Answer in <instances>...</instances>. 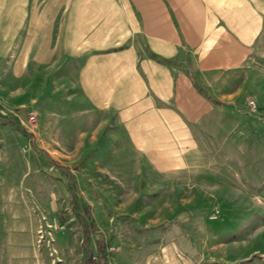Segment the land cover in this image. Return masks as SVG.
I'll return each mask as SVG.
<instances>
[{
    "label": "rangeland",
    "instance_id": "1",
    "mask_svg": "<svg viewBox=\"0 0 264 264\" xmlns=\"http://www.w3.org/2000/svg\"><path fill=\"white\" fill-rule=\"evenodd\" d=\"M68 2L64 43L0 59L6 155L41 213L35 259L84 264L100 240L102 264H264V105L249 84L233 65L204 84L166 1L161 33L152 10Z\"/></svg>",
    "mask_w": 264,
    "mask_h": 264
},
{
    "label": "crops",
    "instance_id": "2",
    "mask_svg": "<svg viewBox=\"0 0 264 264\" xmlns=\"http://www.w3.org/2000/svg\"><path fill=\"white\" fill-rule=\"evenodd\" d=\"M111 1L115 10H152L151 23L159 33L166 1L176 18L186 17V39L196 46L199 76L212 66L233 65L239 87L249 84L248 95L264 105V0ZM73 4L67 0H0V59L22 57L19 43H64L65 14ZM147 25L151 26L143 20L138 27L145 32ZM167 26L173 35L172 24ZM242 75L247 77L242 79ZM2 123L7 121L0 117V264H27L30 258L40 264L33 248L41 216L34 210V183L27 182L28 170H19L16 158L11 161L6 155L8 138L1 131Z\"/></svg>",
    "mask_w": 264,
    "mask_h": 264
},
{
    "label": "trees",
    "instance_id": "3",
    "mask_svg": "<svg viewBox=\"0 0 264 264\" xmlns=\"http://www.w3.org/2000/svg\"><path fill=\"white\" fill-rule=\"evenodd\" d=\"M60 221H63V219L61 218ZM95 243L97 246L96 255L88 254L84 259V264H102L103 243L100 240H96Z\"/></svg>",
    "mask_w": 264,
    "mask_h": 264
},
{
    "label": "built area",
    "instance_id": "4",
    "mask_svg": "<svg viewBox=\"0 0 264 264\" xmlns=\"http://www.w3.org/2000/svg\"><path fill=\"white\" fill-rule=\"evenodd\" d=\"M249 104L251 105V107H254V103L252 100H249ZM32 119H33V115L29 113L28 114V120H32ZM53 226H55V225L53 224Z\"/></svg>",
    "mask_w": 264,
    "mask_h": 264
}]
</instances>
